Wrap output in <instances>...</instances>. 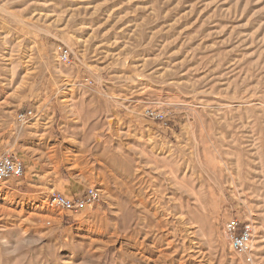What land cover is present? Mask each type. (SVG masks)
<instances>
[{
	"label": "rangeland",
	"instance_id": "rangeland-1",
	"mask_svg": "<svg viewBox=\"0 0 264 264\" xmlns=\"http://www.w3.org/2000/svg\"><path fill=\"white\" fill-rule=\"evenodd\" d=\"M8 152L25 171L0 183V264H264V0H0Z\"/></svg>",
	"mask_w": 264,
	"mask_h": 264
},
{
	"label": "built area",
	"instance_id": "built-area-1",
	"mask_svg": "<svg viewBox=\"0 0 264 264\" xmlns=\"http://www.w3.org/2000/svg\"><path fill=\"white\" fill-rule=\"evenodd\" d=\"M56 60L64 65L72 62L73 52L71 48L64 44H58L55 48ZM33 117L30 109L19 111L16 120L23 123ZM25 171L23 159L14 152H8L0 157V183H14L19 181ZM99 200L97 191L88 188L80 199L70 198L60 192H52L46 197V206L53 210L76 212L86 206H92ZM225 232L229 238L233 251L242 255L247 262L253 259V237L254 228L250 221H242L238 217L227 220Z\"/></svg>",
	"mask_w": 264,
	"mask_h": 264
}]
</instances>
